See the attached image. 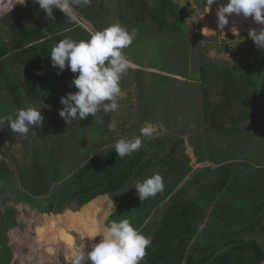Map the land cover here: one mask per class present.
I'll return each mask as SVG.
<instances>
[{"label":"trees","instance_id":"16d2710c","mask_svg":"<svg viewBox=\"0 0 264 264\" xmlns=\"http://www.w3.org/2000/svg\"><path fill=\"white\" fill-rule=\"evenodd\" d=\"M175 1L130 0L129 6V10H142L137 20L139 24L146 23L159 31L171 33L172 36L166 33V41H169L168 49H173V52L165 51L162 41L155 44L157 41L154 39L139 51L135 48L139 41L134 39L135 42L123 52L131 63L139 66L129 69L134 72L135 79L131 85L136 83L140 90L143 120L162 121L154 114L160 105L161 94L168 93L169 81L170 84L176 81L168 73L185 77L183 89L186 91L183 92L191 103L183 110V128L164 121L160 123V127L163 125L161 136L145 138L139 150L131 156L119 158L113 147L117 141L112 142L108 129L110 115L101 110L96 117L90 114L86 119L78 120L84 130L85 125L90 124L91 144H88L86 132L82 138L69 137L75 141L74 149L78 148L80 141L83 147L82 153L74 151L79 160L71 166L63 159L66 152L61 148V139L64 134L57 133L56 129L58 125L65 124L59 116L63 107L60 97L77 90L71 86L73 77L69 74L72 72L65 68L62 72L65 77L63 88L60 94L56 92L57 85L52 84V79L55 74L58 76V69L51 66L48 55L59 40H87L91 32L70 23L61 11L58 13L55 9L54 20L46 19L36 26L21 28L16 24L19 20L10 24L8 40L3 38L0 41V118L13 116L20 108L38 104L44 121L39 127V137L32 135L30 142L27 139L23 141L29 145L30 152L18 172L21 189L14 184V171L8 160L0 159V195L8 194V197L35 205L43 213H53L51 218L55 214L61 215L69 205H73V211L79 212L84 205L101 196L98 205L106 206L101 209L105 214L99 215L97 220L101 219L104 226L111 220L128 219L145 235L146 231L154 233L141 264H257L264 258V244L261 247L255 237H247V234L255 233L259 237L264 232V139L251 144L246 154L241 149L228 146H220V149L217 145L232 143L237 137L250 138L244 134L250 129H258L264 134V49H256L252 61L232 64L207 57L197 45L198 55L192 65L187 54L193 37L187 33L183 19L187 9L185 4ZM194 1L197 3L193 7L199 4L201 9H206L205 0ZM98 4L96 11H92L90 5L75 7L95 25L96 30L115 23L113 20L104 23L107 17L105 4ZM153 43L154 53L149 56L146 49ZM164 52H172L175 59L168 60ZM179 57L181 60L176 62ZM8 65L22 70L24 76L21 81ZM146 67L157 68L159 72ZM48 79L50 81L46 82ZM175 97H180L179 92ZM197 97L199 102L195 101ZM197 103L201 118H195L192 123L190 115ZM201 125L210 132L211 138L203 139L199 144L203 138ZM189 129L193 135L189 140V146L193 145L190 153L185 147H178L185 139L184 132ZM253 152L258 156L253 161L259 164L257 167L249 164L250 153ZM210 153L221 154V157ZM243 157L247 159L245 164L236 162ZM206 160L214 162L215 168L204 167L192 173L174 198H170L168 208L158 220L154 215L161 211L159 203L196 164ZM157 172L163 177V192L141 202L134 185ZM105 194L117 202L114 209L107 207ZM212 203L214 206L208 215ZM15 214L16 210L11 206L0 209V264H10L11 248L7 244L6 233L19 223ZM207 215L209 226L206 224L202 232L206 247L193 248L200 253L194 258L195 254L186 246ZM212 229L216 232L215 243H212ZM223 234L228 237L224 241L221 239Z\"/></svg>","mask_w":264,"mask_h":264},{"label":"rangeland","instance_id":"374dc122","mask_svg":"<svg viewBox=\"0 0 264 264\" xmlns=\"http://www.w3.org/2000/svg\"><path fill=\"white\" fill-rule=\"evenodd\" d=\"M178 1L182 2V4H185L187 9L184 12L183 19L187 27V33L193 37L190 40L189 53L187 54V58L191 59L192 65L195 63V57L198 55V50L196 47L197 45H200L202 54L207 55V57L217 61L224 60L235 64L253 60L255 56V50L259 47L255 45L254 41L248 36V33L250 29L259 31L261 28H264L262 24L256 23L253 18H251V20L247 18V20L243 21H241L240 18H234L236 26L235 28L237 30L233 29V33L232 22L231 25L228 23L224 29H219L217 27V16L211 17L207 12V0H205L206 9L204 8V10L200 8L199 4L193 7V5L197 3H195L194 0ZM224 1V4H226V0ZM100 2L105 4L104 10H106L107 14L106 22L104 23L107 24L109 20H113L115 23H119L120 25L124 26L130 32L132 30V26L137 25L135 28L136 36L134 39L138 40L139 42L135 47L136 50L139 51L141 48L143 49L146 43L149 42L150 44L153 42L152 39H154L157 41L156 43L154 42L155 44H159V42L162 41V47L165 48V51L169 50L173 52V49H168L167 43H169V41H166V33H168L169 36H172L171 33L159 31L157 30V27L150 26L146 23L139 24L137 20L139 19L138 17H140L142 10H129L130 0H92L90 9L92 11H96V7H98V3ZM12 3L13 0H0V41L3 38L8 40L7 36L11 30L10 24H13L15 20H19L16 24L21 26V28H28L34 25L36 26L37 23L39 24L46 19H51L48 18L43 11L39 10L38 5H33L31 0H28V5L26 7L16 4L9 12L12 7ZM120 5H123V7L119 8ZM55 11L60 13V11L57 9H55ZM75 11L78 13L81 19L80 26L84 27L91 33L96 31V27L92 22L84 18L78 9H75ZM200 33L204 36L200 35ZM135 40H133V43ZM154 43L146 49L147 52H149L148 55L150 54L149 56L154 53L152 51V48H155ZM146 46L149 45L147 44ZM177 51H180V49H177ZM172 52L168 54L164 52L167 55L166 57L168 60L175 59V55ZM180 60V57L178 59L176 58V62H179ZM8 66V68L18 78V81H21L22 76H24L22 70L18 66ZM136 66V64L131 63V67L136 68ZM146 69L159 72L157 68L153 67H146ZM192 73L195 72L192 71ZM168 74L172 77H175L176 81L172 84H170L171 81H169V85L167 86L168 93L165 92L166 94H161L160 105L154 114L156 119L162 120L161 122L142 119L143 110L141 109L142 102L139 97L140 90L136 83L131 85V82L135 80L134 72L128 69L123 74L120 81L122 97L119 99V109L116 112H108L110 115V122L112 120L117 122L116 130L110 131L113 137V143H115L114 140L118 141L120 138H127V136L130 137L129 139L140 136V129L145 125H152L157 129V133L154 135L155 137L161 136V134H163L160 123L164 121L172 123L176 128H183L181 125L184 119L183 110L187 104L191 103L188 99H186L185 93L183 92L186 91L183 89V87H185V83L183 81L185 80V77L175 73ZM69 75L73 77L75 74L70 73ZM50 79H48L46 82H49ZM52 80H54L52 84L57 85L56 92L60 94L65 82L64 75L62 73L58 76L55 74V77ZM176 92H179L180 97H175ZM195 101L199 102V97H197ZM194 105H196V107L193 106V111L191 112L192 115H190L192 123L195 122V118H201L200 111L197 108L199 106L198 103ZM33 107L40 109L38 104L33 105ZM51 121L54 122L53 118ZM0 126H2L0 127V159L4 157L6 160H8L11 169L14 171V184L18 189H21L22 183L18 176V172L25 156L30 152L28 148L29 145L25 144L23 141L24 139H27V142H30L32 135L39 137L40 133L38 134V132H40L41 128L39 129V127L34 126L33 130L35 133L30 130L27 135L15 134L11 131L6 118L5 123ZM200 128V134L203 138L198 141L199 144L202 143L203 139L210 140L211 138L210 132L205 130L204 125H201ZM56 130L57 133L64 134V137H62L63 139H61L63 140L62 145L60 144L61 148L66 152L63 159L68 166H71L74 161L76 162L79 160V156L75 155L74 151L78 150L79 153H82L83 151L81 141L77 143L78 148L74 149L73 144L75 141L72 140V138H82L86 132L88 144L90 145L92 128L90 127V124L87 123L84 130V127L80 124V122L76 120L73 121L71 125L66 124V122L63 125H58V129ZM56 130H54V132H56ZM244 134H247L250 136V138L246 137L244 140V137H237L233 139L232 143H219L217 147L220 148V146H228L234 149L236 148L237 150L241 149L246 154L249 153L246 151L248 147L252 146L251 144L256 143V140L264 139V134L259 133L258 129L247 130L244 132ZM72 135L74 136L69 139V137ZM172 135L177 137L175 133H172ZM192 136L193 135L190 129L184 132L183 137L185 139L179 144L178 147H185L187 152L190 153L192 151L191 147L193 145L191 147L189 146V140H192ZM145 138L149 137H141L142 143ZM35 140L38 143V139ZM213 154L214 153H210L211 156ZM214 156L221 157V154L216 153ZM250 156L251 162L257 165V162H253L258 158L257 154L253 152L250 153ZM241 159H245V157ZM241 159L236 162L245 164L244 161H247V159ZM207 164L208 162L203 161L195 166L201 168L202 165ZM195 166L192 168V171L197 170V167ZM252 166L254 167V165ZM195 171H193V173ZM247 171L250 172L249 169ZM189 175H187V178H189ZM104 196L107 207L109 210H112V203L113 205H116L117 202L112 200L113 197L111 196H107L106 194ZM100 197H97L95 201H91L90 203L84 205L79 212L73 211L71 208L73 205H69L61 215L55 214V216L51 218L50 215L52 214L40 212V210L35 205L23 200H16L14 198L8 197V194L0 195V209L3 210L6 206L13 207L16 210L15 217L19 222L17 226L10 227L6 233L7 244L11 248V259L9 263L67 264L77 247H84L85 251H90L91 246L94 243H98L101 239V236L97 235L94 239H89L87 236H93L98 232V230L100 231L105 227L101 219L98 218L100 223L96 220L99 215L104 216L105 214V212H103L101 209L102 207L105 208L106 206L98 205ZM5 198L6 200H4ZM47 220L52 222L53 229L49 230L45 228V222ZM93 224H95V227ZM84 235L86 236L85 239H83ZM255 235V233H248L247 237L253 238ZM262 235L264 236V232ZM255 238L261 240L258 237Z\"/></svg>","mask_w":264,"mask_h":264},{"label":"clouds","instance_id":"9594fccd","mask_svg":"<svg viewBox=\"0 0 264 264\" xmlns=\"http://www.w3.org/2000/svg\"><path fill=\"white\" fill-rule=\"evenodd\" d=\"M91 2L92 0H31L48 18L54 20L53 9H57L70 23L76 25L81 24V19L75 7L87 6ZM214 2L215 0H207L209 10ZM16 4L26 7L28 0H13L9 12ZM233 13L243 14L244 17L251 16L256 23L264 25V0H228L217 9V27L224 29L229 23L228 16ZM233 29L236 28L233 27L232 31ZM43 31L47 33L46 30ZM135 36V29L130 32L119 23H114L90 33L87 40L65 38L54 44L48 55L51 66L58 69V75L65 68L75 74L71 86L77 91L60 97L63 107L59 116L66 124L71 125L73 121L86 119L90 114L96 117L101 110L104 113L118 111L119 99L122 97L120 81L131 67V61L123 50L133 43ZM248 36L257 47L264 49V28L259 31L250 29ZM6 121L13 133L27 135L30 130L35 133L34 126H43L44 116L41 109L28 106L18 109L14 117L10 115ZM100 122L103 123L102 120ZM4 123L5 118H0V125ZM116 128L117 122L112 120L108 129L115 131ZM156 133L154 126L145 125L140 129V136L120 138L113 146L114 151L119 158L131 156L141 148V137H153ZM134 188L143 202L163 192V177L158 172L154 173L142 181H137ZM112 207L114 209L113 203ZM97 235L101 239L91 246L90 251L77 247L67 264H141L152 243V237L145 235L128 219L111 220L95 235L87 237L94 239Z\"/></svg>","mask_w":264,"mask_h":264},{"label":"crops","instance_id":"0c3cea01","mask_svg":"<svg viewBox=\"0 0 264 264\" xmlns=\"http://www.w3.org/2000/svg\"><path fill=\"white\" fill-rule=\"evenodd\" d=\"M241 160H245V159H241ZM246 161V160H245ZM204 162H208V164L207 165H202L201 166V168L200 167H197V166H195V167H197V170H200V169H202V168H204V167H208V168H210V169H214L215 168V166H216V164L214 163V162H212V161H210V160H206V161H204ZM249 164L252 166V165H254V167H257L258 166V164L256 165V164H254V163H252V162H249ZM197 165V164H196ZM249 169V168H248ZM196 170V171H197ZM252 170V169H251ZM193 171H195V170H193ZM193 171L191 170L190 171V175L188 176L189 178H190V176L192 175V173H193ZM195 171V172H196ZM188 178H187V176L184 178V179H182L181 180V182L178 184V186H176L174 189H173V191L172 192H170L169 193V195L166 197V198H164V200H162L160 203H159V205H158V207H160V209H161V211H158L154 216L155 217H157L158 218V220L159 219H161L162 217H163V212L166 210V208H168V205H169V203H168V201L170 200V198L171 199H173L174 198V194L175 193H177V191L179 190V188L180 187H182L184 184H185V182H186V180H187ZM172 196V197H171ZM213 206H214V203H212L211 205H210V207L208 208V215L210 214V212L212 211V208H213ZM153 213V212H152ZM151 213V214H152ZM51 214H53V213H51ZM150 214V215H151ZM206 216V218L204 219V221L203 222H201L200 223V225H199V228H198V230H196V232H195V234H194V237H192V239L189 241V243L187 244V250H190V252H192V254L194 255V258H197L198 256H200V253L198 252V250L197 251H194V249L193 248H197V249H200V248H203V247H206L205 246V243L203 244V242L205 241V239H204V237H203V228L204 227H206V224H207V220H208V218H209V216ZM149 220V218L148 219H146V221H148ZM208 225V224H207ZM209 226V225H208ZM238 226V225H237ZM94 227H95V225H94ZM228 228H230V226H228ZM231 228H234L233 226L231 227ZM222 229H224V228H222ZM99 231V230H98ZM210 233H212V243H215V241H216V239H215V235H216V232H215V229H212V231L210 230ZM228 234V233H227ZM146 235H148V236H151L152 237V239H153V235H154V233L153 232H150V231H146ZM255 237H258V236H255ZM263 237V238H262ZM226 238H228V237H225L224 236V234L221 236V239H222V241H224V239H226ZM259 239H261V240H258L257 242L261 245V247L263 246L262 244H264L263 242V240H264V236L263 235H260L259 237H258ZM209 242V241H208ZM207 243V242H206ZM225 247V246H224ZM223 247V248H224ZM222 250H224V249H222ZM257 264H264V258L262 259V260H260Z\"/></svg>","mask_w":264,"mask_h":264},{"label":"bare ground","instance_id":"6f19581e","mask_svg":"<svg viewBox=\"0 0 264 264\" xmlns=\"http://www.w3.org/2000/svg\"><path fill=\"white\" fill-rule=\"evenodd\" d=\"M224 0H215V2L210 6V10L208 9L207 10V12L209 13V15L211 16V17H216L217 16V9L220 7V5H225L224 4ZM226 2H228V0H226ZM228 17H230V18H228V20H229V24L231 25V22H232V28L233 27H236L235 26V21H234V18H240V20L241 21H243V20H247V18L248 19H250L251 20V16H249V17H244L243 16V14H240V15H237V14H235V13H233V14H231V15H229ZM263 27H264V25H263ZM21 214H22V212H21ZM28 227V226H27ZM45 228L46 229H49V230H51V229H53V225H52V222L50 221V220H47L46 222H45ZM28 229V228H27ZM48 231V230H47ZM46 235V234H45ZM14 237V236H13ZM12 238V237H11ZM33 239V238H32ZM12 240H14V239H12ZM29 241H30V239H29ZM16 243V242H15ZM59 243V242H58ZM89 248V247H88ZM39 254V253H38ZM33 256V255H32ZM38 257V256H37ZM38 259V258H37ZM48 262V261H47Z\"/></svg>","mask_w":264,"mask_h":264}]
</instances>
